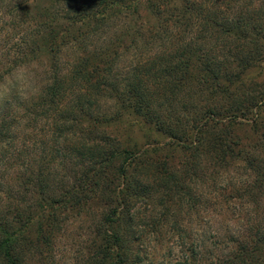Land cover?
Instances as JSON below:
<instances>
[{"label": "trees", "instance_id": "16d2710c", "mask_svg": "<svg viewBox=\"0 0 264 264\" xmlns=\"http://www.w3.org/2000/svg\"><path fill=\"white\" fill-rule=\"evenodd\" d=\"M256 69L264 0H0V264H264Z\"/></svg>", "mask_w": 264, "mask_h": 264}, {"label": "rangeland", "instance_id": "374dc122", "mask_svg": "<svg viewBox=\"0 0 264 264\" xmlns=\"http://www.w3.org/2000/svg\"><path fill=\"white\" fill-rule=\"evenodd\" d=\"M259 4L256 3L255 7H258ZM5 35V34H4ZM39 72L42 71V69L38 70ZM261 71L259 69L253 70L251 72V76L254 78H257L258 82L261 83L264 86V73H260ZM30 71L26 70L19 74L20 76L17 78L19 81L27 80L29 78ZM164 156H169V151L163 153ZM210 215H205V219L209 218ZM212 217V215H211ZM185 225L188 228V232H191V239H195V230H197L195 226H197L198 223V217L193 213L186 219ZM80 224L74 225L71 228V231L68 232L66 237L61 240L57 252L59 256V262L58 264H77L75 262V252H77L79 249H82V246L86 243L89 231L86 229L88 228V224H84L83 227L79 226ZM79 226V227H78ZM191 228V229H190Z\"/></svg>", "mask_w": 264, "mask_h": 264}]
</instances>
